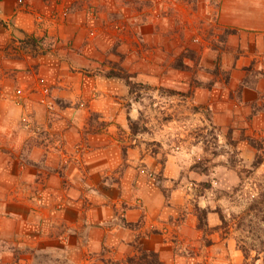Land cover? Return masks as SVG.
Listing matches in <instances>:
<instances>
[{
	"label": "rangeland",
	"instance_id": "rangeland-1",
	"mask_svg": "<svg viewBox=\"0 0 264 264\" xmlns=\"http://www.w3.org/2000/svg\"><path fill=\"white\" fill-rule=\"evenodd\" d=\"M218 4L80 0L81 41L24 40L67 54L49 82H0V264H151L153 237L185 264L253 263L264 35L224 27Z\"/></svg>",
	"mask_w": 264,
	"mask_h": 264
},
{
	"label": "crops",
	"instance_id": "crops-1",
	"mask_svg": "<svg viewBox=\"0 0 264 264\" xmlns=\"http://www.w3.org/2000/svg\"><path fill=\"white\" fill-rule=\"evenodd\" d=\"M79 2L80 0H0V82L7 90L14 87L13 82L29 85L36 75L45 78L47 82L54 74L60 75L58 62L60 58L66 59L64 49L58 54L52 51L35 57L30 54L29 46L24 40L47 36L45 42L56 45L57 39L61 44H67L71 40L74 43L81 41L92 21L85 11L74 9ZM58 3L65 4L72 11L65 18L54 20L52 14ZM218 5L219 21L224 27L249 33L251 38L257 37L255 39L259 43V36L264 35V0H219ZM20 43L26 45L24 50L18 47ZM194 237L200 238V233L195 231ZM147 250L159 255L162 264H185V261L178 259L175 246L170 241L164 242L161 237L151 238ZM137 252L139 253L138 250ZM134 253L130 251V256ZM23 260L26 264H31L30 257L22 258L21 261Z\"/></svg>",
	"mask_w": 264,
	"mask_h": 264
},
{
	"label": "trees",
	"instance_id": "trees-1",
	"mask_svg": "<svg viewBox=\"0 0 264 264\" xmlns=\"http://www.w3.org/2000/svg\"><path fill=\"white\" fill-rule=\"evenodd\" d=\"M115 75L120 77V73H116ZM244 253H245V257L248 259V257H249V253H248V251L244 250ZM257 253H258V254L253 258V263H252V264H256L257 259L260 258L259 255H260L261 253H264V249L259 250ZM154 257H155L156 260L153 261V264H162V263H160V261H159V259L156 257V255H154ZM263 264H264V257H263Z\"/></svg>",
	"mask_w": 264,
	"mask_h": 264
}]
</instances>
